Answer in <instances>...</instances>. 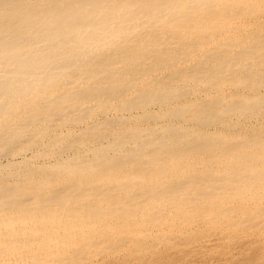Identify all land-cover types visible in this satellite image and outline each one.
<instances>
[{
  "label": "bare ground",
  "instance_id": "6f19581e",
  "mask_svg": "<svg viewBox=\"0 0 264 264\" xmlns=\"http://www.w3.org/2000/svg\"><path fill=\"white\" fill-rule=\"evenodd\" d=\"M242 1L0 0V264H264Z\"/></svg>",
  "mask_w": 264,
  "mask_h": 264
},
{
  "label": "rangeland",
  "instance_id": "374dc122",
  "mask_svg": "<svg viewBox=\"0 0 264 264\" xmlns=\"http://www.w3.org/2000/svg\"><path fill=\"white\" fill-rule=\"evenodd\" d=\"M235 2H237V3H245V1L243 2L242 0H235ZM253 3V2H252ZM256 4H259V5H263L264 6V1L262 0V1H260V0H258V1H256ZM259 21H262L263 23H259ZM259 21H256L255 23L251 20V19H245L244 21H242V23H245V26H246V28L243 30V32H241V33H244V32H246V31H250V28L253 30V28H254V26H259V29H257V30H255L254 32H256V31H258L259 33H261V32H264V12L263 13H261V14H259ZM258 33V34H259ZM256 36V34H252L251 36H250V38H254ZM259 46H262V44H258V47ZM262 56V55H261ZM253 68V67H252ZM251 68V69H252ZM245 73H247L248 71L246 70V71H244ZM239 73H241V72H235L234 74H233V72H231L230 74H226L225 75V77L224 78H222V79H220L219 80V82H218V89H216V90H218L217 92H215V90L213 91V92H211V95H216L217 94V96L218 95H223V94H225V93H230L231 91H235V90H238L239 89V91L238 92H245V94H250L251 93V91H253L254 90V88L253 87H251V88H244L243 86L245 85V84H247V82L249 83L250 82V80H252V79H254V77H255V75L254 74H252V73H250V72H248V73H250V76H248V77H246L245 75H244V73H242V74H239ZM236 74H237V77H236ZM232 76V77H231ZM239 76V77H238ZM243 76H245V79L244 78H242ZM224 82V83H223ZM221 83V84H220ZM236 84V85H235ZM220 85H222L221 87H220ZM255 85L257 86V89L256 90H254L256 93H260V99H259V102H261L262 101V103L261 104H263L264 105V73H263V75H262V77H261V82H256L255 81ZM224 86V87H223ZM238 86V87H237ZM260 86H262V87H260ZM216 86H214L213 88H215ZM263 88V89H262ZM211 89H212V87H210L209 89H208V91H211ZM226 90H228V91H226ZM260 90V91H259ZM226 94V95H227ZM231 95V94H230ZM190 97L189 96H186L184 99H182L181 100V102H186V100H188ZM138 110V111H137ZM141 109H135L134 110V115H137V114H140V111ZM100 115H101V117H103V115L101 114V112H100ZM252 115H254V118L252 117L251 119H245L244 120V122H242L241 123V125H243V127H247L248 125V127H251V126H253L254 125V123L256 122L255 120H263L264 119V113L263 114H257V113H255V114H252ZM96 117V116H95ZM254 120V121H253ZM248 123V124H247ZM245 125V126H244ZM200 129H202L201 131H206V127L205 128H202V127H200ZM211 131V130H210ZM252 147H250V145L247 147V149H251ZM253 150H254V148H252ZM262 149H264V147L262 148ZM70 153V152H69ZM71 154V153H70ZM261 154H264V150L262 151V153ZM255 157L254 159L253 158H251V157ZM246 157H248V156H246ZM251 159L249 160V157H248V163L247 164H252V167L253 166H255V168L256 167H260V166H256V165H263L264 164V157H262V156H256V155H251ZM44 158V157H43ZM42 158V159H43ZM259 158V159H258ZM261 158V159H260ZM45 159H49V158H45ZM258 159V160H257ZM17 160H18V158H17ZM256 160L257 161H259V162H256ZM261 160H263V161H261ZM43 161H45V160H43ZM255 161V162H254ZM254 163V164H253ZM261 168V167H260ZM73 177V176H72ZM92 177L94 178V177H96V175L95 176H93L92 175ZM100 177V176H99ZM74 178V177H73ZM35 237H37V236H34V238ZM29 238H31V237H29Z\"/></svg>",
  "mask_w": 264,
  "mask_h": 264
}]
</instances>
